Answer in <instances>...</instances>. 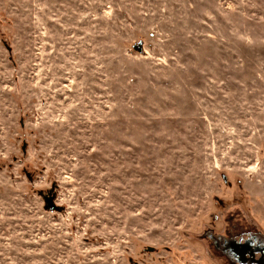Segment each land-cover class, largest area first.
<instances>
[{
    "label": "rangeland",
    "instance_id": "obj_1",
    "mask_svg": "<svg viewBox=\"0 0 264 264\" xmlns=\"http://www.w3.org/2000/svg\"><path fill=\"white\" fill-rule=\"evenodd\" d=\"M252 236L264 0H0V264H241Z\"/></svg>",
    "mask_w": 264,
    "mask_h": 264
},
{
    "label": "flooded vegetation",
    "instance_id": "obj_2",
    "mask_svg": "<svg viewBox=\"0 0 264 264\" xmlns=\"http://www.w3.org/2000/svg\"><path fill=\"white\" fill-rule=\"evenodd\" d=\"M226 244L239 263L264 264V243L258 241L255 236L232 244L227 240Z\"/></svg>",
    "mask_w": 264,
    "mask_h": 264
},
{
    "label": "trees",
    "instance_id": "obj_3",
    "mask_svg": "<svg viewBox=\"0 0 264 264\" xmlns=\"http://www.w3.org/2000/svg\"><path fill=\"white\" fill-rule=\"evenodd\" d=\"M204 236H205V239H206V237H207L208 239H210V240H211V239H214L213 236H210V233H209L208 235L205 234ZM147 251H149V252L152 251V250H151V247H148V248H147Z\"/></svg>",
    "mask_w": 264,
    "mask_h": 264
}]
</instances>
